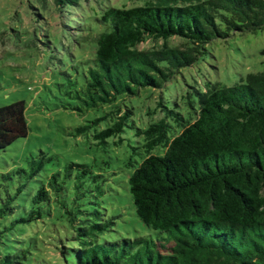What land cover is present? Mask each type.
Here are the masks:
<instances>
[{"label": "trees", "instance_id": "16d2710c", "mask_svg": "<svg viewBox=\"0 0 264 264\" xmlns=\"http://www.w3.org/2000/svg\"><path fill=\"white\" fill-rule=\"evenodd\" d=\"M78 1L54 3L61 12ZM90 19L99 28L91 63L54 84L80 102L77 110L160 89L194 65L213 39L263 29L264 0H146L101 8ZM172 37L185 46H171ZM148 38L161 46L138 49ZM191 88L184 98L193 120L165 106L175 124L162 118L142 129L146 155L130 160L135 214L154 235L106 239L115 223L99 202L107 178L91 164L71 163L68 186L52 174L28 205L14 204L23 184L0 205V264H264V69L233 86L206 81ZM130 113L96 131L99 143L121 132ZM174 127L181 130L174 134ZM28 131L23 101L0 107V151ZM156 147L163 151L151 153ZM38 157L19 173L39 174L49 159ZM73 166L81 170L73 174Z\"/></svg>", "mask_w": 264, "mask_h": 264}, {"label": "rangeland", "instance_id": "374dc122", "mask_svg": "<svg viewBox=\"0 0 264 264\" xmlns=\"http://www.w3.org/2000/svg\"><path fill=\"white\" fill-rule=\"evenodd\" d=\"M145 2L79 0L60 12L54 0H0V107L23 101L29 126L26 136L0 151V205L8 195L16 193L20 184L24 187L14 204L28 205L41 183L51 182L52 174H59L58 182L68 186L69 180L64 175L69 164H91L94 173L102 171L107 178L106 192L99 202L108 216L115 217L106 239L155 234L135 214L129 192L128 178L133 171L130 160L139 161L141 155H146L147 141L140 131L162 118L175 124L172 117H165V106L193 120L184 98L192 86L202 87L206 81L233 86L247 74L261 72L264 28L213 39L194 65L177 71L160 89L140 90L134 97L118 99L103 107L73 109L80 102L59 94L54 84L65 79V73L79 76L91 63L93 40L99 28L90 18L107 6H140ZM168 43L179 47L186 44L178 37L170 38ZM161 44L162 40L148 38L137 48L149 50ZM128 109L131 113L124 119L123 130L108 137L104 144L99 143L94 136L96 131L119 121ZM95 119H98L97 125L91 123ZM84 125H89V129L78 133L77 128ZM180 130L179 127L172 129L174 134ZM162 151L156 147L151 153ZM41 152L49 160L39 174L29 178L26 173H19L21 169L28 172V160L32 156L39 158ZM71 170L76 174L81 169L73 166ZM56 214L50 218L54 222ZM60 229L63 237V228ZM51 237L53 243V232ZM165 245L159 249L167 250L170 244ZM47 259L55 260L52 253H48ZM57 261L60 263L59 257Z\"/></svg>", "mask_w": 264, "mask_h": 264}]
</instances>
